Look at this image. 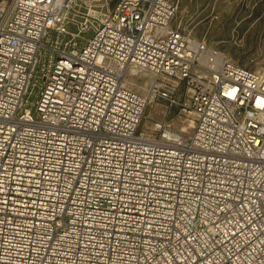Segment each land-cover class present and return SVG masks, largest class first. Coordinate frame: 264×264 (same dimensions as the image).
<instances>
[{
  "label": "built area",
  "instance_id": "2783aa9c",
  "mask_svg": "<svg viewBox=\"0 0 264 264\" xmlns=\"http://www.w3.org/2000/svg\"><path fill=\"white\" fill-rule=\"evenodd\" d=\"M76 4L0 0V264H264V68L172 0ZM183 99L190 135L141 127Z\"/></svg>",
  "mask_w": 264,
  "mask_h": 264
},
{
  "label": "rangeland",
  "instance_id": "374dc122",
  "mask_svg": "<svg viewBox=\"0 0 264 264\" xmlns=\"http://www.w3.org/2000/svg\"><path fill=\"white\" fill-rule=\"evenodd\" d=\"M114 1L77 0L76 6L71 10V18H79L89 7L104 10ZM172 1L176 4L177 21L185 32L206 40L209 45L242 66L255 70L264 68V0ZM74 12L77 15H73ZM96 23V20L89 19L90 26L82 34L83 42L92 35ZM128 80L129 86L143 92L150 76L146 73L129 74ZM182 102L185 110H181L179 105L166 108L162 101H152L145 109L141 127L151 129L154 121L165 119L175 130L185 136L190 135L192 125H189V121L193 117L186 110V100L183 99Z\"/></svg>",
  "mask_w": 264,
  "mask_h": 264
},
{
  "label": "bare ground",
  "instance_id": "6f19581e",
  "mask_svg": "<svg viewBox=\"0 0 264 264\" xmlns=\"http://www.w3.org/2000/svg\"><path fill=\"white\" fill-rule=\"evenodd\" d=\"M224 55H225V54H224ZM132 83H133V82H132ZM146 88H147V84H146L145 90H146ZM145 90H144V91H145ZM144 91H143V92H144ZM192 123H193V121L190 120V121H189V125H192ZM181 129H184V128L182 127Z\"/></svg>",
  "mask_w": 264,
  "mask_h": 264
}]
</instances>
